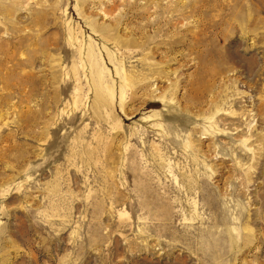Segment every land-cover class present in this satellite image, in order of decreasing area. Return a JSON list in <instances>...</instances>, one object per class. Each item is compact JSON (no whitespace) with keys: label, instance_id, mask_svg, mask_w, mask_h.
I'll return each instance as SVG.
<instances>
[{"label":"rangeland","instance_id":"obj_1","mask_svg":"<svg viewBox=\"0 0 264 264\" xmlns=\"http://www.w3.org/2000/svg\"><path fill=\"white\" fill-rule=\"evenodd\" d=\"M0 264H264V0H0Z\"/></svg>","mask_w":264,"mask_h":264}]
</instances>
